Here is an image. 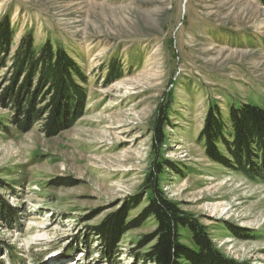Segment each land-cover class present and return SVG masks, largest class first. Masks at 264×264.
Wrapping results in <instances>:
<instances>
[{
    "label": "rangeland",
    "instance_id": "rangeland-1",
    "mask_svg": "<svg viewBox=\"0 0 264 264\" xmlns=\"http://www.w3.org/2000/svg\"><path fill=\"white\" fill-rule=\"evenodd\" d=\"M5 17L16 29L7 67L25 35L37 47L51 41L77 63L84 97L79 117L66 106L52 134L47 87L42 114L22 128L27 115L0 68V264H149L152 244L139 243L153 220L113 243L102 233L140 197L123 219L138 217L157 161L173 166L160 177L165 196L224 260L264 264V177L213 161L199 138L214 104L224 114L232 104L264 107V0H0Z\"/></svg>",
    "mask_w": 264,
    "mask_h": 264
},
{
    "label": "trees",
    "instance_id": "trees-1",
    "mask_svg": "<svg viewBox=\"0 0 264 264\" xmlns=\"http://www.w3.org/2000/svg\"><path fill=\"white\" fill-rule=\"evenodd\" d=\"M15 36L16 29L11 25L10 18H3L0 21V68L7 67V58L14 45ZM34 43L30 33L20 40L12 56V63L7 67L10 70L7 94L13 102H18L20 110L27 115L26 120H19L22 127L26 123L30 125L33 119H35L34 123L37 122L36 118L43 110L37 107V100L45 89L50 87L51 102L48 105L50 113L46 127L54 134L63 123L66 106L71 113L77 110L73 117H79L82 104L76 102V99L82 102L84 96L81 88L75 84L74 78L82 79L83 74L75 60L63 48H55L51 41H47L41 47H37ZM111 65V74L119 72L120 66H116L115 62ZM165 114L162 109L156 125V140L159 146L164 142ZM199 138L204 144L207 155L213 161L245 175L264 177V107L251 103L232 104L228 108V113L224 114L220 107L214 104L209 108ZM229 156L231 159L228 158ZM258 160L260 164L257 165ZM166 165L173 167L169 163L160 161L152 166L144 185V192L150 194L146 206L138 217L129 222L123 219L125 214L139 207L142 203L140 197L124 207L120 217L112 221L110 231L106 230L102 233L103 237L113 243L112 236L115 239L120 234L138 228L146 220L151 219L156 223V229L151 234L145 235L139 243V248L152 244L143 254L145 262L239 264L233 260H224L204 228L165 196L159 181ZM183 231L189 232L195 247L189 248L182 243Z\"/></svg>",
    "mask_w": 264,
    "mask_h": 264
},
{
    "label": "bare ground",
    "instance_id": "bare-ground-1",
    "mask_svg": "<svg viewBox=\"0 0 264 264\" xmlns=\"http://www.w3.org/2000/svg\"><path fill=\"white\" fill-rule=\"evenodd\" d=\"M232 193H233V192H232ZM214 207H215V206H214ZM216 212H217V211H216ZM224 212H225V213H229L228 211H225V207L222 209V214H223ZM220 213H221V212H220ZM100 238H101V237H100ZM101 241H102V240H101ZM229 241H230V240H229Z\"/></svg>",
    "mask_w": 264,
    "mask_h": 264
}]
</instances>
